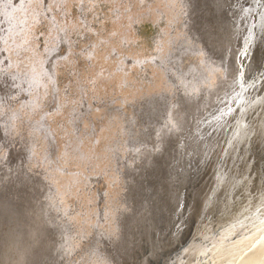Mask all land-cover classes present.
Segmentation results:
<instances>
[{"label": "rangeland", "instance_id": "rangeland-1", "mask_svg": "<svg viewBox=\"0 0 264 264\" xmlns=\"http://www.w3.org/2000/svg\"><path fill=\"white\" fill-rule=\"evenodd\" d=\"M0 264H264V0H0Z\"/></svg>", "mask_w": 264, "mask_h": 264}, {"label": "bare ground", "instance_id": "bare-ground-1", "mask_svg": "<svg viewBox=\"0 0 264 264\" xmlns=\"http://www.w3.org/2000/svg\"><path fill=\"white\" fill-rule=\"evenodd\" d=\"M209 161V160H208ZM205 163H206V161H205ZM203 170H204V168H203ZM170 212V211H169ZM33 224V223H32Z\"/></svg>", "mask_w": 264, "mask_h": 264}]
</instances>
